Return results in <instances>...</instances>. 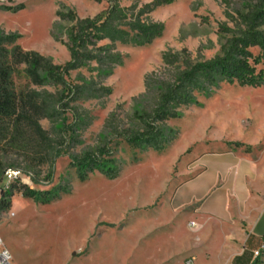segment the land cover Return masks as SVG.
Masks as SVG:
<instances>
[{
  "label": "rangeland",
  "instance_id": "374dc122",
  "mask_svg": "<svg viewBox=\"0 0 264 264\" xmlns=\"http://www.w3.org/2000/svg\"><path fill=\"white\" fill-rule=\"evenodd\" d=\"M109 1L0 0V7L22 6L0 10V31L18 35L22 49L63 65L70 53L65 37L56 41L54 34L69 23L59 20L57 12L69 9L79 18H93ZM117 1L138 10L154 0ZM172 1L148 16L164 24L161 38L144 47L116 45L123 64L111 75L98 77L93 64L71 72L70 82H93L94 88H110L112 93H88L73 104L81 114L77 119L67 113L55 124L66 135V155L55 161L51 184L32 188L51 190L60 184L68 185L69 192L47 205L15 193L9 210L0 215V239L12 264H186L190 258L193 264H230L246 237L263 233L264 86L221 83L208 95H196V104L167 122L176 139L161 152H142L120 141L122 132L132 127L134 111L152 107L160 84L172 81L186 64L220 55L232 35L221 28L236 29L237 0ZM250 51L259 54L257 48ZM165 54L176 56L172 64L164 61ZM257 69L264 72V63ZM40 124L57 135L51 122ZM74 124L79 129L73 140L67 127ZM101 146L113 150L121 164L119 176L107 179L94 172L79 182L68 157ZM8 163L26 167L17 154ZM39 170L45 176L48 166ZM243 184L250 199L239 206L231 192L239 194ZM261 244L264 239L250 242L247 254ZM258 258L256 264H264V253Z\"/></svg>",
  "mask_w": 264,
  "mask_h": 264
},
{
  "label": "trees",
  "instance_id": "16d2710c",
  "mask_svg": "<svg viewBox=\"0 0 264 264\" xmlns=\"http://www.w3.org/2000/svg\"><path fill=\"white\" fill-rule=\"evenodd\" d=\"M94 1L101 3L103 0ZM237 1L236 29L221 28L232 35L221 47L220 55L186 64L172 81L160 84L152 107L134 111L132 127L122 132L120 141L142 152H161L176 139V132L167 122L179 118L182 108L196 104V95H208L221 83L250 88L264 86V72L257 69L264 63V0ZM172 2L154 0L137 10L136 5L122 7L117 0H110L108 7L93 18H79L69 9L58 11L59 20L69 23L59 35L54 34L56 41H60V35L65 37L64 45L70 53V60L63 65L53 63L36 51L22 49L17 43L18 35L0 31V215L9 210L15 193L47 205L69 192L68 185L37 190L19 181H12L6 188L4 174L7 170H19L34 186L51 184L54 163L66 155L67 143L64 130L55 128V124L63 121L67 113L76 119L81 115L73 106L76 102L89 95L100 97L112 93L110 88H94L93 82L82 85L70 82L71 72L88 69L93 64L92 70L98 77L111 75L114 67L123 64V56L116 52V45L144 47L161 38L164 24L154 23L148 16ZM21 8L0 7V10ZM252 48L259 50L257 56L250 51ZM171 58L176 59V56L165 54L163 57L165 62L172 64ZM42 120L51 122L57 135L51 136L44 130L40 124ZM67 129L71 132L68 138L74 140L78 125ZM234 145L241 146L240 143ZM12 154L26 161L24 169L8 163ZM68 158L69 167L75 170L79 182L86 181L94 172L115 179L121 171V164L109 146ZM44 165L48 166V172L42 176L39 167ZM247 253L244 250L232 264L246 255L248 261L252 259L249 264H256L258 256Z\"/></svg>",
  "mask_w": 264,
  "mask_h": 264
},
{
  "label": "crops",
  "instance_id": "0c3cea01",
  "mask_svg": "<svg viewBox=\"0 0 264 264\" xmlns=\"http://www.w3.org/2000/svg\"><path fill=\"white\" fill-rule=\"evenodd\" d=\"M203 157L204 156H202V157H200V159L197 161V162H202V159H203ZM236 166V165H235ZM205 172V169H203V171L199 174V175H197L195 178H193V179H191L190 181H188V182H186L185 184H183L182 186H181V188L182 187H184L186 184H188L189 182H192V181H195L197 178H199L203 173ZM232 193V196H233V198L235 199V201H236V203H237V205H239V206H242L243 204H245L249 199H250V190H249V188H248V186H246L245 184H243L242 186H240V188H239V194H234V192L232 191L231 192ZM207 199V198H206ZM205 199V200H206ZM224 205L226 206V199L224 200ZM201 209H198V211H200ZM210 216H212V217H216L215 215H213V214H209ZM262 232L263 233H253L252 235H251V237H250V239L249 240H247V238L248 237H246V239L244 240V242H243V244L244 245H242L243 247H242V250L239 252V253H237L234 257H233V259L235 258V257H239V256H241V253H242V251L243 250H247L246 249V245H249V243L250 242H253L254 240H258V239H262V237H263V234H264V222L262 223ZM250 234V233H249ZM247 236H248V234H247ZM253 251H255V249L253 250ZM248 258L246 257V258H243V259H241L240 261H238L236 264H247V262H248ZM252 260V259H251ZM250 260V261H251ZM249 261V262H250ZM230 264H232V263H230Z\"/></svg>",
  "mask_w": 264,
  "mask_h": 264
},
{
  "label": "built area",
  "instance_id": "2783aa9c",
  "mask_svg": "<svg viewBox=\"0 0 264 264\" xmlns=\"http://www.w3.org/2000/svg\"><path fill=\"white\" fill-rule=\"evenodd\" d=\"M5 176V185L8 188L9 184L12 181H19L22 184L27 185L32 188V182L29 177L24 176L19 170H7L4 174ZM191 225H194L193 223ZM264 251V245H262L259 249L253 252L254 257L259 256ZM12 256L10 252L3 245L2 240L0 239V264H12ZM194 259L190 258L186 264H193Z\"/></svg>",
  "mask_w": 264,
  "mask_h": 264
}]
</instances>
